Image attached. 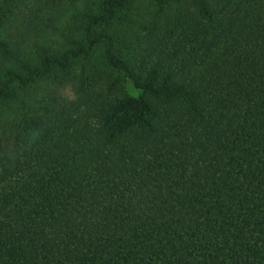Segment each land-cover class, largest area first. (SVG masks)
I'll list each match as a JSON object with an SVG mask.
<instances>
[{
	"label": "trees",
	"instance_id": "trees-1",
	"mask_svg": "<svg viewBox=\"0 0 264 264\" xmlns=\"http://www.w3.org/2000/svg\"><path fill=\"white\" fill-rule=\"evenodd\" d=\"M0 264H264V0H0Z\"/></svg>",
	"mask_w": 264,
	"mask_h": 264
},
{
	"label": "rangeland",
	"instance_id": "rangeland-1",
	"mask_svg": "<svg viewBox=\"0 0 264 264\" xmlns=\"http://www.w3.org/2000/svg\"><path fill=\"white\" fill-rule=\"evenodd\" d=\"M62 93H63V95H65L66 98H68L69 100L72 99L71 92L69 91V89H65V90H63Z\"/></svg>",
	"mask_w": 264,
	"mask_h": 264
}]
</instances>
